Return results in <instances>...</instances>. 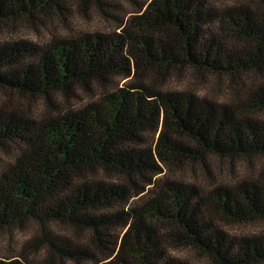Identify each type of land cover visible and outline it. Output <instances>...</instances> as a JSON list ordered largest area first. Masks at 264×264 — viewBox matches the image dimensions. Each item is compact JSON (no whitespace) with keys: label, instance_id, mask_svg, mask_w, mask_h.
Instances as JSON below:
<instances>
[{"label":"trees","instance_id":"1","mask_svg":"<svg viewBox=\"0 0 264 264\" xmlns=\"http://www.w3.org/2000/svg\"><path fill=\"white\" fill-rule=\"evenodd\" d=\"M77 1L118 29L0 41V150L15 148L0 163V231L39 229L0 264H264V226L226 228L264 223V0L134 1L121 19L105 0ZM65 2L0 0V32ZM183 71L224 81L229 101L155 84ZM95 90L40 118L8 102L53 105ZM214 159L249 173L234 183L185 178L197 164L212 177ZM180 248L200 262L176 256Z\"/></svg>","mask_w":264,"mask_h":264},{"label":"rangeland","instance_id":"2","mask_svg":"<svg viewBox=\"0 0 264 264\" xmlns=\"http://www.w3.org/2000/svg\"><path fill=\"white\" fill-rule=\"evenodd\" d=\"M109 13H117L118 18L127 17L136 8L134 1L138 3L144 0H105ZM91 3V2H90ZM117 5L112 9L109 4ZM62 10L52 11L48 14H40L35 20L18 19L10 22L0 32V41H16L20 43H36L41 44L50 41L53 37H71L78 36L83 33L103 32L110 33L118 29L117 23L113 17L98 11L91 3L89 7H84L77 0H66ZM115 9V12L113 10ZM125 80L119 83L124 84ZM157 86L177 90H192L201 95L211 96L217 100L228 102L229 92H227L224 81H217L211 77H203L192 74L190 71L181 73L174 72L167 75L164 80H156ZM99 91L94 93L87 91H78L80 97H70L68 100L58 96L56 104H48L41 98H30L25 96L13 95L9 98V106L16 108L18 111L26 112L33 117L40 118L46 113H57L59 108H77L96 99ZM4 92L0 90V102L4 101ZM55 105V106H54ZM15 151L12 148L8 151L0 150V163L4 160L8 161L10 155ZM212 177L206 176V171L196 165V175L191 174L188 170L184 172L188 181L206 184L223 182L234 183L246 176L249 170L242 161L230 162L228 160H212ZM264 223H243L228 224L226 228L231 234L243 235L246 233L257 232ZM39 229L34 223L28 222L23 227H15L9 230L0 231V258L17 254L23 247L24 241L38 234ZM176 256L189 257L194 262H200V258L195 254L180 248L173 251ZM44 249H40L31 255L33 262H37L43 258ZM8 259V258H7ZM42 263V262H40Z\"/></svg>","mask_w":264,"mask_h":264}]
</instances>
